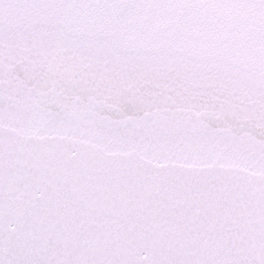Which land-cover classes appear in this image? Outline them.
Returning <instances> with one entry per match:
<instances>
[{
    "label": "snow or ice",
    "instance_id": "1",
    "mask_svg": "<svg viewBox=\"0 0 264 264\" xmlns=\"http://www.w3.org/2000/svg\"><path fill=\"white\" fill-rule=\"evenodd\" d=\"M0 264H264V0H0Z\"/></svg>",
    "mask_w": 264,
    "mask_h": 264
}]
</instances>
